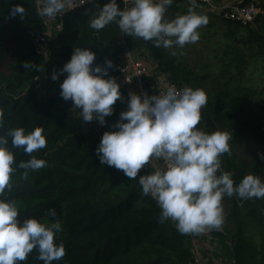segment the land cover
Masks as SVG:
<instances>
[{
	"label": "trees",
	"instance_id": "16d2710c",
	"mask_svg": "<svg viewBox=\"0 0 264 264\" xmlns=\"http://www.w3.org/2000/svg\"><path fill=\"white\" fill-rule=\"evenodd\" d=\"M248 2L250 0L244 4ZM106 3L108 0L65 14L62 32L48 39L39 50L28 36L30 31L43 30L36 9L37 0H0V109L4 112L0 135L18 127L26 132L41 127L47 141L45 148L31 154L45 160L46 166L36 171L28 170L27 179L21 178L25 170L18 169L12 177L13 187L6 191L4 198L18 203L21 220L34 217L61 222L62 231L57 234L56 242L64 245L65 256L53 264H197L189 234H181L174 221L160 223L156 201L142 195L138 181L101 164L96 155L102 134L112 130L109 125L119 119L121 111L127 110L128 96L120 91L124 102L114 104L113 114L105 118L106 124L102 126L97 120L84 122L80 110L74 108L70 100L60 97V83L66 73L59 75L56 81L51 79L52 73L70 60L72 49L76 47L93 51L97 65L103 66L105 60H111L113 67L108 74L116 79L118 47L109 54L106 46L116 44L123 35L130 49L147 51L158 61V69L166 75L168 84L178 89H196L200 84L198 77L167 60L161 47L124 35L116 22L99 31L92 29L91 19ZM17 4L25 8L22 18L10 16L11 8ZM117 4L123 10L119 0ZM175 4L177 2L167 11L173 10ZM227 25L231 32L241 28ZM255 27L259 30L256 40L264 49V17L256 21ZM25 63L33 68H24ZM255 95L242 87L225 88L214 99L207 98L205 107L214 111L213 120L220 131L233 134L229 144L241 147L250 142L259 146V153L264 154V102L255 103ZM207 126L215 131L208 120ZM8 140L16 163L30 159L22 148H12L10 137ZM220 160L226 171L237 173L236 184L248 174L264 180V161L259 157L249 171L239 172L228 153ZM233 197L234 232L213 231V236L230 242L234 264H257L258 255L264 264V241L259 251L249 241H244L248 219L264 232V198ZM52 209L55 217L49 214ZM37 256L33 250L22 264H43Z\"/></svg>",
	"mask_w": 264,
	"mask_h": 264
},
{
	"label": "clouds",
	"instance_id": "9594fccd",
	"mask_svg": "<svg viewBox=\"0 0 264 264\" xmlns=\"http://www.w3.org/2000/svg\"><path fill=\"white\" fill-rule=\"evenodd\" d=\"M38 15L55 18L66 10V0H37ZM173 0H133L130 8L121 10L117 0H108L91 19L90 27L101 30L116 22L126 36L151 41L154 47L166 49L194 44L199 29L207 25L208 18L198 13L196 0H190L187 12L168 19V8ZM23 17L25 8L14 5L10 16ZM175 54V53H173ZM96 55L89 48L72 49L68 60L58 72L67 75L60 83V97L71 101L80 110L84 122L97 120L102 126L106 117L114 112L117 101L124 102L120 85L109 76L111 60L104 65L95 64ZM24 68L33 65L25 63ZM207 104V94L201 88L174 85L160 95L130 92L127 110L109 125L112 129L102 134L95 149L101 164L114 167L130 180L138 181L142 195L151 196L160 209L159 222L174 221L181 234H200L220 230L225 220L222 200L233 195L241 199L264 198V180L248 174L236 184L231 172L221 171L220 157L230 154L229 141L233 134L222 131L207 133L197 127L201 110ZM4 125V112L0 109V127ZM43 128L31 132L18 127L0 135V264H22L35 250L43 264H53L65 256V247L56 242L62 231L59 220L48 222L36 218L20 219L19 205L6 199L11 191L12 177L18 169L36 171L46 166V161L31 154L46 147ZM22 148L30 156L26 162L16 163L8 147ZM264 161V154L258 153ZM153 161H163V167H153L140 175L142 169ZM219 173V174H218ZM138 178V179H137ZM55 217V210H49Z\"/></svg>",
	"mask_w": 264,
	"mask_h": 264
},
{
	"label": "rangeland",
	"instance_id": "374dc122",
	"mask_svg": "<svg viewBox=\"0 0 264 264\" xmlns=\"http://www.w3.org/2000/svg\"><path fill=\"white\" fill-rule=\"evenodd\" d=\"M245 1H241V3ZM251 1L264 2V0ZM187 10L188 8L182 4L174 7L173 10L167 11L166 16L168 19H172L177 15L186 13ZM252 28V31L247 28L233 29L234 32L230 34L227 25L219 21L211 23L208 20L207 25L198 30L200 38L196 43L186 44L183 48L178 46L168 49L161 48L167 60H173V63L184 67L187 73L190 72L193 76L199 77L207 94H211L213 91L214 93L224 91L225 88L231 90L233 85L238 82L239 85L255 92L257 94L256 102L261 103L264 100L263 45L256 40L259 30ZM228 34L232 36L228 37ZM110 45L116 46L115 43ZM12 48V46H9V49ZM107 52L110 53V50ZM138 56L146 59L142 55L138 54ZM252 146L249 144L238 149L229 145L230 156L235 158L240 169L249 171L258 157L259 148ZM221 169L224 172L226 171L223 164H221ZM240 206L243 207V204ZM248 222L244 241H249L259 251L264 241V232L249 219ZM222 231L228 233L226 227L222 228ZM230 231L231 233L234 232L232 228ZM231 259L229 264H234ZM256 262L257 264H263L259 255L255 259Z\"/></svg>",
	"mask_w": 264,
	"mask_h": 264
},
{
	"label": "built area",
	"instance_id": "2783aa9c",
	"mask_svg": "<svg viewBox=\"0 0 264 264\" xmlns=\"http://www.w3.org/2000/svg\"><path fill=\"white\" fill-rule=\"evenodd\" d=\"M104 1L105 0H66V10L62 14L57 15L55 18H46L39 15L43 24V30L30 31L28 32V36L35 46L41 50L43 47L42 45H44L48 39L53 38L62 32V17L65 14L74 12L84 7L93 6ZM119 1L123 6V10L130 8L133 4V0ZM184 1L190 5V0ZM196 5V10L199 13L206 16H213L223 22L237 25L241 28H252L256 25V21L259 18L264 17V2L260 1H250L247 4L239 3L231 6H221L220 4H215V0H196ZM37 8L38 3L36 4V9ZM116 46L119 51L116 60L118 70L116 81L120 85L121 92H124L127 96L130 92L136 94L146 93L148 95H160L167 89V87L172 86L168 84L165 87L159 88L154 93L147 92L144 87V79L148 72L147 66H152L158 69V61L153 60L152 58H149L148 60L140 58L137 52L133 51L126 45L123 35L117 40ZM146 62H149V65H147ZM156 166L163 167V161H158V165H154L152 162L149 167L145 166V168L141 170L140 174H146ZM149 197L154 200L151 196Z\"/></svg>",
	"mask_w": 264,
	"mask_h": 264
},
{
	"label": "crops",
	"instance_id": "0c3cea01",
	"mask_svg": "<svg viewBox=\"0 0 264 264\" xmlns=\"http://www.w3.org/2000/svg\"><path fill=\"white\" fill-rule=\"evenodd\" d=\"M241 1H244V0H215V4H220L221 6H229V5L239 4V3H241ZM173 2H177V4H175L174 7H177V6L182 5V4L185 5L187 8L190 7V5L187 2H185L184 0H173ZM207 18H208V20L211 21V23L219 21L225 25L228 24L227 22H223V21H221V20H219L213 16H207ZM227 27L229 30L228 25H227ZM230 28H233V27L230 26ZM249 29H251V28H249ZM252 29H255V26H253ZM233 32L234 31H232L231 33H233ZM106 48L108 49V51L110 50L111 54L113 53V52H111V51H114L113 46L107 45ZM136 52L139 55H142V57L146 58L147 60L150 58V55L147 51L143 50V51H139V52L136 51ZM107 53H109V52H107ZM169 61H173V60H169ZM146 64L149 65V62H146ZM174 64L181 66L180 64H176V63H174ZM147 67H148V72H147V75L145 76V79H144V87H145L147 92L154 93L159 88L165 87L168 85V80H167V77L164 73H162L159 69H156L152 66H147ZM237 87H242L245 89L246 92L253 93L248 88L239 85L238 82L233 85V88H237ZM196 88H201L206 92L204 85L202 84L201 80H200V84L197 85ZM218 92H221V91H218ZM217 93H214V91H213V93L207 94V92H206L207 98L208 99H210V98L214 99V97H216ZM256 96H257V94L254 96L253 101H255V103L259 104L260 102H256ZM263 102H264V100H263ZM213 112L214 111H209L208 109H206L205 106L202 108V110H201V121L197 125V127L199 129H201L207 133H211L212 130H209L208 126H207V120H208L209 125L212 123L215 131L219 130L217 124L213 120ZM215 114L217 115V113H215ZM249 144H251V143L246 142L245 144L241 145V147H239L238 145L233 144V143H232V145L231 144H229V145L234 147V148L237 147L238 149H240L243 146L249 145ZM252 147H258L260 150L259 146L253 145ZM231 158L235 161V164L237 165V169H238L237 171L238 172L241 170H244V169L239 168V165L237 164L235 158H233V157H231ZM153 163H154V165L155 164L158 165V161H153ZM225 172H228V171H225ZM236 174L237 173L234 172L233 179L237 177ZM233 200H234L233 196L229 197V198L227 196H225L224 199L222 200V205H223L224 213H225V220H224L222 228L226 227V231H228L230 233H231V231H230L231 228L233 229L232 221H231L232 220ZM222 228L220 230H211V231L200 233V234H189L190 247H191L192 251L194 252V258H195V261L197 264H229L231 257H232V259H231L232 262H234V258H233L232 253H231L230 242L225 240V239L216 238L213 236V231L215 233L219 232L221 234H225L222 231Z\"/></svg>",
	"mask_w": 264,
	"mask_h": 264
}]
</instances>
